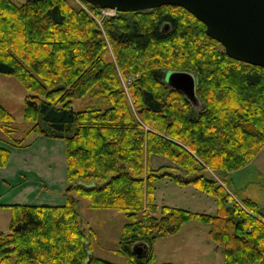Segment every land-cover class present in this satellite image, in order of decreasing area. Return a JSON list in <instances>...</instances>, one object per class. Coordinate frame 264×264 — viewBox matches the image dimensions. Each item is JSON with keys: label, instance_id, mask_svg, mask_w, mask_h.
I'll list each match as a JSON object with an SVG mask.
<instances>
[{"label": "trees", "instance_id": "1", "mask_svg": "<svg viewBox=\"0 0 264 264\" xmlns=\"http://www.w3.org/2000/svg\"><path fill=\"white\" fill-rule=\"evenodd\" d=\"M79 2L86 9L73 0H0V74L28 92L22 114L30 124L23 138L5 142L63 140L67 187L63 205L6 206L0 264H113L89 254L94 233L80 225L78 198L126 218L116 252L128 264H153V242L191 221L209 225L223 264H264V213L249 199L235 201L213 177L264 148V68L226 56L180 7L105 17ZM167 71L195 77V104L163 82ZM86 95L94 105L73 111ZM12 122L0 104V132L10 136ZM9 156L0 147V168ZM151 156L168 159L186 182L163 166L149 169ZM165 177L213 196L217 213L157 207L153 180ZM135 244L146 246L145 257L133 255Z\"/></svg>", "mask_w": 264, "mask_h": 264}, {"label": "rangeland", "instance_id": "2", "mask_svg": "<svg viewBox=\"0 0 264 264\" xmlns=\"http://www.w3.org/2000/svg\"><path fill=\"white\" fill-rule=\"evenodd\" d=\"M11 1L16 5H21L26 0ZM73 2L86 9L79 0H73ZM114 15L106 17H113ZM27 94L28 92L14 77L0 74V104L13 117L11 128L14 130L10 136L0 132L2 140H19L24 137L25 132L29 129L30 124L24 121L22 114ZM93 105L94 101L90 99L89 95H86L72 103V110L77 112ZM33 136L35 135L29 137L27 141H30ZM61 141L63 142V140ZM53 153L56 159H59V155L63 154L61 147H56ZM54 163L56 168L62 169V173L65 172L66 175V169L62 162L55 161ZM148 163L149 169L156 170L163 166L164 172L171 173L178 178H184L180 171L164 157L151 156ZM55 173L57 172L55 171ZM207 174L212 175V173ZM213 177L224 186L235 201L249 199L256 203L259 210L264 213V148L246 166L227 174H221L218 177L214 174ZM26 178L31 179V175L26 174ZM17 183L18 181L11 182L8 179L5 180V184L0 183L2 203L10 199L12 195L10 186L18 187L19 184ZM43 185L44 194L55 198L56 190H51L47 188V185ZM152 197L157 207L169 206L212 216L217 213V203L213 196L199 191L193 184H180L168 177L153 180ZM27 203L25 202V204ZM53 203L33 200L31 204L27 205L51 206L50 204ZM64 203L62 202V205ZM77 209L80 214L81 227L86 232L92 230L94 233L90 240L89 254L92 253L96 257L113 264H128L127 258L116 252L122 227L127 222L126 218L114 210L89 209L87 200L84 198H78ZM0 210H2L0 211V232L8 233L10 209L2 208ZM151 252L153 264H223L222 248L217 247L210 239L209 225L198 221L185 224L175 235L157 238L151 246Z\"/></svg>", "mask_w": 264, "mask_h": 264}, {"label": "water", "instance_id": "3", "mask_svg": "<svg viewBox=\"0 0 264 264\" xmlns=\"http://www.w3.org/2000/svg\"><path fill=\"white\" fill-rule=\"evenodd\" d=\"M101 10L139 12L161 6L186 10L205 26L208 37L218 42L229 58L264 68V0H85ZM163 82L196 102L195 77L188 72L167 71ZM186 182V178H180ZM135 257H145L147 248L135 244Z\"/></svg>", "mask_w": 264, "mask_h": 264}, {"label": "crops", "instance_id": "4", "mask_svg": "<svg viewBox=\"0 0 264 264\" xmlns=\"http://www.w3.org/2000/svg\"><path fill=\"white\" fill-rule=\"evenodd\" d=\"M27 143L25 146L14 148L8 146L0 138V147L10 148L8 163L5 167L0 168V183L5 184V180L8 179L11 182L18 181L17 184H19L18 187L14 188L10 186L12 195L8 201L2 203V194L0 195V209L7 208L6 206L13 204H25V202L31 204L33 200L54 202L50 204L52 206H56L55 204L58 205V203L62 205V202H65V192L67 190L66 175L65 172L62 173V169H57L54 163L55 161L62 162L65 167L63 142L59 139L33 136ZM56 147H61L63 152L61 156L59 155V159L54 157L53 150H56ZM58 166L60 167L59 164ZM26 174L31 175V179H27ZM43 184L47 185V188L51 190H56L55 198L44 194ZM45 191L47 192L46 189Z\"/></svg>", "mask_w": 264, "mask_h": 264}, {"label": "built area", "instance_id": "5", "mask_svg": "<svg viewBox=\"0 0 264 264\" xmlns=\"http://www.w3.org/2000/svg\"><path fill=\"white\" fill-rule=\"evenodd\" d=\"M101 14L106 17V16H112V14H115V12L111 10H101Z\"/></svg>", "mask_w": 264, "mask_h": 264}]
</instances>
